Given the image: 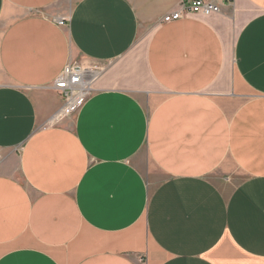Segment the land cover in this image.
<instances>
[{"label":"crops","instance_id":"0c3cea01","mask_svg":"<svg viewBox=\"0 0 264 264\" xmlns=\"http://www.w3.org/2000/svg\"><path fill=\"white\" fill-rule=\"evenodd\" d=\"M180 2L0 0V264H264V0Z\"/></svg>","mask_w":264,"mask_h":264},{"label":"built area","instance_id":"2783aa9c","mask_svg":"<svg viewBox=\"0 0 264 264\" xmlns=\"http://www.w3.org/2000/svg\"><path fill=\"white\" fill-rule=\"evenodd\" d=\"M226 2L232 3V0H181L179 8L166 15L161 22L179 21L192 14L217 15ZM59 24L64 25V22L61 20ZM102 69L97 65H68L63 70L53 82L52 89L62 97V107L52 118V125L73 115L87 101L94 93V83Z\"/></svg>","mask_w":264,"mask_h":264},{"label":"rangeland","instance_id":"374dc122","mask_svg":"<svg viewBox=\"0 0 264 264\" xmlns=\"http://www.w3.org/2000/svg\"><path fill=\"white\" fill-rule=\"evenodd\" d=\"M57 113H58V112H57ZM70 117H71V116H70ZM241 178H242V175L239 174V179H241Z\"/></svg>","mask_w":264,"mask_h":264}]
</instances>
